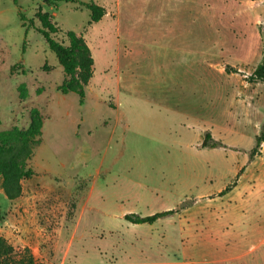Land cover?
<instances>
[{"label": "rangeland", "instance_id": "obj_1", "mask_svg": "<svg viewBox=\"0 0 264 264\" xmlns=\"http://www.w3.org/2000/svg\"><path fill=\"white\" fill-rule=\"evenodd\" d=\"M77 1L107 15L92 24L79 3L0 0V131L47 109L40 155L54 175L36 180L34 154L15 201L0 179L12 248L0 264H264V143L251 159L264 83L249 81L264 0ZM50 24L91 50L83 105L60 91L69 78L40 33ZM207 133L223 147L203 148Z\"/></svg>", "mask_w": 264, "mask_h": 264}, {"label": "trees", "instance_id": "obj_2", "mask_svg": "<svg viewBox=\"0 0 264 264\" xmlns=\"http://www.w3.org/2000/svg\"><path fill=\"white\" fill-rule=\"evenodd\" d=\"M67 1L79 3L80 6L86 7L91 12V23L100 22L106 15V9L91 2L88 4L78 2L77 0H45L46 4L52 2ZM42 23L46 24V19L41 18ZM46 40L50 50L54 52L63 67L65 75L69 81L64 82L60 91L63 95L76 93L81 104H84L86 98L85 88L94 75V59L91 50L84 39L78 38L73 33H67L66 36L69 45L57 41L53 34L57 33V28L49 25L46 29L40 30ZM250 82L264 83V58L256 67L249 77ZM43 117L41 112L34 109L31 112V124L26 130L13 128L11 130L0 131V179L2 180V190L7 201H15L22 195V181L33 175L26 170L28 163L33 158L35 151L42 143L43 135ZM264 143V123L261 134L256 138V144L251 152V159L259 155L262 144ZM203 148H220L223 145L215 141L210 133H207L202 144ZM230 188L225 190L229 191ZM175 211H165L152 216L140 217L138 215H127L125 219L132 224H154L159 219L170 217ZM3 220L0 214V221ZM5 240L0 239V258L7 255ZM33 258L29 256L27 261L22 264H33Z\"/></svg>", "mask_w": 264, "mask_h": 264}, {"label": "crops", "instance_id": "obj_3", "mask_svg": "<svg viewBox=\"0 0 264 264\" xmlns=\"http://www.w3.org/2000/svg\"><path fill=\"white\" fill-rule=\"evenodd\" d=\"M46 94V92L43 91V93L39 96H44ZM46 109V107H45ZM47 111V109H46ZM46 111L43 109V111L41 110V112L44 114H46ZM48 113L50 114H54L53 110H50ZM44 129V128H43ZM44 130H43V135H44ZM43 135H42V143L41 145L38 147L35 156L33 158V168L34 171L36 173V175L38 174V177L36 178V180H46L48 176L53 178V174H52V170L50 169V167L48 165H44L42 164V162H44L42 156L40 155L41 149L44 147L45 145V141L43 140Z\"/></svg>", "mask_w": 264, "mask_h": 264}]
</instances>
